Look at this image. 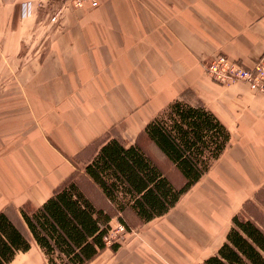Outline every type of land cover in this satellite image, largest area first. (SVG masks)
<instances>
[{
	"label": "crops",
	"instance_id": "1",
	"mask_svg": "<svg viewBox=\"0 0 264 264\" xmlns=\"http://www.w3.org/2000/svg\"><path fill=\"white\" fill-rule=\"evenodd\" d=\"M40 1L0 0V107L12 102V120L20 125L18 107L27 102L25 116L33 128L29 144L34 147L37 139L36 114L42 115L45 133L58 150H53V158L38 157L41 163L29 153L34 166L27 170L28 185L47 166L61 164L64 173L49 176L57 180L74 165V157L88 151L89 161L111 137L138 142L151 116L189 93L187 101L211 109L234 134L228 152L206 177L205 188L189 196L202 215L213 216L222 229H206L181 208L171 212L172 207L166 213L170 214L166 217L169 233L164 236L156 227L151 233L163 240H184L194 247L188 264L203 262L226 241L230 219L264 183V97L238 84V95L255 103L246 108L243 102H230L205 77L203 63L219 51L246 64L259 58L264 52V0H104L96 9L83 5L63 13L62 29H52L47 25L55 22L38 15ZM27 43L33 56L22 61ZM0 122V146H4L3 109ZM122 125L121 133L115 134L113 129ZM12 158L21 160L19 153ZM9 159L0 153V213L10 216L28 235L25 222L10 215L16 208H4L20 199L9 196L21 180ZM238 194L244 199L235 207L231 200ZM28 236L30 249L18 252L9 264L17 258L18 264L48 262L30 232ZM134 241L129 249L138 244ZM175 259L187 260L180 253Z\"/></svg>",
	"mask_w": 264,
	"mask_h": 264
},
{
	"label": "trees",
	"instance_id": "2",
	"mask_svg": "<svg viewBox=\"0 0 264 264\" xmlns=\"http://www.w3.org/2000/svg\"><path fill=\"white\" fill-rule=\"evenodd\" d=\"M149 138L187 179L176 188L160 165L137 144L111 139L85 167L115 210L99 207L73 179H68L41 206L22 208L23 220L47 256L45 264H86L106 249L111 220L125 214L148 222L167 213L209 169L228 145L230 130L206 106L177 99L145 128ZM257 194H263L260 191ZM256 194V195H257ZM234 215L228 241L200 264H264V201L255 197ZM118 244V243H117ZM117 244L112 247L117 249ZM31 247L28 235L0 213V264H9Z\"/></svg>",
	"mask_w": 264,
	"mask_h": 264
},
{
	"label": "rangeland",
	"instance_id": "3",
	"mask_svg": "<svg viewBox=\"0 0 264 264\" xmlns=\"http://www.w3.org/2000/svg\"><path fill=\"white\" fill-rule=\"evenodd\" d=\"M103 1L104 0H98V4L94 6L93 5H90V6L88 5V6L90 8L96 9L97 7H99L100 3H102ZM80 7L82 6H75L72 0H61L60 2H57L56 4L51 3L49 0H41L39 3V7H38V10H39L38 15H42V17L46 16L49 18V20H51L52 22H55L54 25L52 26L48 22L49 24L47 26H50L52 29H62L64 24L60 23L61 15L68 11H74L76 9H79ZM16 16H19L18 10H17ZM16 18L17 17H15V19ZM27 25H28V22L26 25L24 24V26H27ZM25 29H27V27ZM27 34H28L27 31L22 32V35H27ZM31 56H33V54H29V43H27L25 44L24 49L22 50V56H21L22 61L24 60L28 61ZM262 58H264V52L259 56L258 59L254 61V63L246 64L241 60L233 58L227 53L219 51L213 54L210 58H207L204 60L203 67L205 71V77L209 79L211 82H213L214 84H216L219 87V89L222 91L221 95L226 97V99H228L230 102L235 103L237 105L240 104V102H243L246 108L248 107L252 108V105L255 103V101L253 102L254 99H252L249 96L248 98L250 100H246L248 99L246 98V96H245V99H242L241 96L238 95V92H236V88H237L236 85L243 84L251 92H254L256 94L258 93L257 95H260V96L262 95L264 97V91H256L252 89V86H251L252 82L250 84L249 82L245 81V79L243 78L245 76V72L247 75H250L251 77L257 76V71L251 68H253L257 63L261 62L260 60ZM262 72H263V69H262ZM188 95L187 96L185 95L186 97L184 96V98L182 99L181 98H178V99L189 102L187 101ZM150 103L151 102L149 101L148 104ZM169 104L167 106H169ZM167 106L165 108H167ZM12 107H13V103L7 102V101L4 103L3 106L1 105L0 107V112H2V109L4 111V128H5V135H4L5 142H4V146H0V153H2L5 156V158L10 157L9 160L12 163L14 161L12 158L13 154L16 155V153H19L20 158H21L19 162L14 161L13 163V166L17 169V172L21 176V180L19 181L17 185L11 187V191L9 194V196L16 195L17 197H20V199L16 201V203H13L12 201H10L4 207V208H9V206L13 205L16 208L14 212H10V215L14 219L24 222L23 216H22V210H21L22 208L25 207L28 210H34L38 208L42 202H45L50 196H52L56 192V189H58L61 185H63L70 178H73L79 184V186L85 190L86 194H88L91 197V199L95 201V203L99 207H104L107 210L114 211L115 205L114 204L112 205V203H110L107 200L105 195L102 193L100 187L94 182V180L89 176V174L87 173L85 169L86 165L90 163L93 159V157L89 161L86 159V157H88V154H87L88 151L84 155L74 157V160H72L74 161V165L71 164L70 166H68L70 170L69 169H68L69 171L66 170V174L59 176L57 180H54L55 178L51 179L49 176L53 174L55 175V172H57L55 177L60 171L64 173L62 171L63 167L61 166V164L59 165L52 164L53 166H47L45 168V171L43 174L41 175L38 174L37 176H35L36 178L35 183L31 182L30 185H28L29 184L28 178L26 177L27 170L28 168H32V166H34L33 165L34 160L32 161L33 157L28 158L29 153L31 152L32 156L35 154L37 156L36 157L37 162L41 163V160H39L38 157L49 156V158L50 157L53 158V155L55 154L53 150L56 152L58 150L55 147V145L52 144V139H50L46 135L45 126H42L41 124L44 120V116L37 115L36 113H35L36 114L35 121L37 125L36 127V134H37L36 138L37 139H36V142L34 143V147L30 145L28 141L30 139V131L33 128L30 127L31 125H28V122H27L28 116H25L28 113L27 112V109H28L27 102H21L20 107H18L19 109H21L18 113L20 114L22 113L21 117L18 118L20 120V125L14 124L12 120V113H11V111H13ZM150 107H154L153 104ZM165 108L159 113H156V115L151 116L147 125L152 120H154L160 113H162L165 110ZM36 109L37 111L39 110L38 108ZM31 111H32V114H34L33 112H36L35 110L34 111L31 110ZM261 116L262 115H260V117ZM258 121L259 120H257V123H259ZM251 122L253 121L251 120ZM262 123L264 125V121ZM12 124H14V126H12ZM147 125H145V127L142 129V133H140L139 135L138 142L130 143L128 139L111 137L105 142H103L100 145V148L102 147V145H104L111 139H118L126 146L131 145V144L138 145L140 143V145L149 154V156H151L154 159V161H156L160 165L164 173L172 181L173 185L178 189L182 188L187 182L186 177L181 172V170L175 165V163L169 157L165 156L161 152V150H159L158 146L149 138L145 130ZM0 127H1V122H0ZM123 128H124V125L119 126L113 129V132L115 134L121 133ZM13 130L14 132H12ZM235 132H237V129H235ZM44 134H45V137H47V141L49 142L48 144H46L45 142L46 138L44 137ZM233 136L234 134L232 135L231 133L229 137L230 140L228 142V145L225 147L222 154L211 163L208 171L197 182L192 184L191 187L188 188L187 191L183 193L179 201L176 203L175 205L176 207L173 206L174 209H172L171 212L172 211L175 212V210L181 208L184 214L186 213L187 215H190V217H193L198 222L199 225L200 224L202 225V227L206 229H214V228L218 229V227H220L222 229V226H217V222L215 221V219H213V216L207 215L208 217H204L202 213L199 211V206L195 203H192L189 196H191L192 193L194 192L196 193V191L199 188L200 189L205 188L204 182H205L206 177H208L210 173L213 172L212 170L214 166L217 165L219 161L223 158L225 153L228 152L229 148L231 147L230 145H232ZM262 152L264 151L262 150ZM25 161L27 164L24 163ZM21 162L23 164H21ZM262 164H263V161L261 160V165ZM227 181H229L231 185L234 186L230 180H227ZM257 186L259 187L258 191H256L254 196H249V198L246 199V201L244 202L242 206L243 208L245 204L250 205L249 210L252 213H253L252 205H255L252 202V200H254L255 197L259 195V198L264 201V183L259 184ZM246 188L247 187H245V189ZM260 191H262L263 194L261 195L257 194ZM242 198L243 197L239 196L238 194V196H234L233 200L231 201L234 204V206L237 207L240 204V201L242 200ZM236 214L237 213H235V215ZM168 215L170 214L165 213V215L155 217L154 219L148 222H143V221L141 222L136 216L133 215V213L128 212L125 214V217L127 221L129 222L131 229L127 228L126 225L123 222H121V219L119 218L118 214L114 215L111 220V225H112V228L110 229L111 231L109 235L105 237V241L107 245L106 249H104L98 256H96L93 260L89 261L86 264H93V263H96V264H139V261H142L144 264H188L190 262L188 260V256H190L189 250L192 251V249H194V247L191 244L185 242L184 240H180V238L176 239V241L175 240L169 241L168 240L169 238L166 237V240H163L160 238L159 234L154 235L151 233V231H153L152 228L154 227L159 228V231L164 236L166 233H169V227H168V224L166 223V217ZM233 217L229 221V225H230L229 231L233 226ZM226 227L227 225L225 222L224 228ZM207 231L211 233V231L209 230ZM28 235H29V232H28ZM133 239L134 240L136 239L138 241V244L136 243V247H134L133 249H129L128 246L136 242ZM151 239L155 243V246L153 245ZM156 241H160V242H157L156 244ZM226 241H228V235H227ZM113 244H117V249L112 247ZM175 251L177 252L176 254L179 255L180 253V255L184 257V259L187 258V260L185 261L182 260L181 262H177L175 258L178 255L174 254ZM218 251L216 253H218ZM35 255L36 254H34L32 258H34ZM137 258H141V260L138 261ZM20 261L21 259L17 258L14 264H18Z\"/></svg>",
	"mask_w": 264,
	"mask_h": 264
},
{
	"label": "built area",
	"instance_id": "4",
	"mask_svg": "<svg viewBox=\"0 0 264 264\" xmlns=\"http://www.w3.org/2000/svg\"><path fill=\"white\" fill-rule=\"evenodd\" d=\"M75 6H83V5H96L98 4V0H72ZM101 4V3H100ZM264 58H262L253 68V70L257 71V76L251 77L247 75L245 72V76L243 77L245 81L251 84L252 89L256 91H264ZM258 69V70H257ZM263 69V72H262ZM239 72V71H238ZM252 78V79H251Z\"/></svg>",
	"mask_w": 264,
	"mask_h": 264
}]
</instances>
